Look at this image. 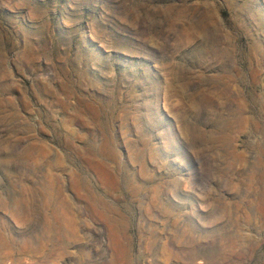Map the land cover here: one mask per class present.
I'll use <instances>...</instances> for the list:
<instances>
[{
	"label": "rangeland",
	"instance_id": "rangeland-1",
	"mask_svg": "<svg viewBox=\"0 0 264 264\" xmlns=\"http://www.w3.org/2000/svg\"><path fill=\"white\" fill-rule=\"evenodd\" d=\"M0 264H264V0H0Z\"/></svg>",
	"mask_w": 264,
	"mask_h": 264
}]
</instances>
